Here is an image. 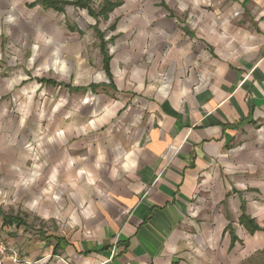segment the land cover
Wrapping results in <instances>:
<instances>
[{
  "label": "crops",
  "instance_id": "0c3cea01",
  "mask_svg": "<svg viewBox=\"0 0 264 264\" xmlns=\"http://www.w3.org/2000/svg\"><path fill=\"white\" fill-rule=\"evenodd\" d=\"M217 1L208 0L206 10L202 2L193 9L192 0H183L188 8L182 13L177 0L128 1L144 4L139 10L134 6L132 19L145 14L148 20H132L128 31L119 30L107 42L108 74L97 41L98 73L79 77L76 86L55 81L66 92L103 96L105 105L84 102L81 111L89 117L76 129H58L64 132L62 142L22 131L26 139H35L33 154L23 137L16 144L0 138V200L11 193L7 197L28 213L19 214L25 220L21 225H4L0 217V242L19 259L31 264H242L264 248V232L251 235L239 221L245 214L264 228V29L255 19V0H222L220 6ZM22 2L0 0V44L20 42L33 30L22 18L25 8H43ZM121 2L110 14L124 8ZM10 15L16 18L12 23ZM225 19L230 27L221 40L219 25ZM117 22L111 25L115 30ZM244 33L256 39L243 40ZM145 44L147 52L141 50ZM253 46L255 52L245 53ZM4 56L0 53V61ZM98 74L104 79H93ZM160 81L170 85L167 96L156 90ZM51 82L42 85L52 88ZM6 93L0 87V96ZM5 120L2 116L0 131L9 128ZM69 133L72 140L83 135L93 140L78 138V151L67 155L62 149ZM69 159L75 161L71 168ZM34 163L42 165L40 178L28 188L14 186ZM54 169L56 182L49 192ZM81 169L85 174L77 178ZM89 174L94 183H88ZM37 199L47 219L26 207ZM81 204L91 205L94 215L84 218ZM73 213L77 224L71 222Z\"/></svg>",
  "mask_w": 264,
  "mask_h": 264
},
{
  "label": "rangeland",
  "instance_id": "374dc122",
  "mask_svg": "<svg viewBox=\"0 0 264 264\" xmlns=\"http://www.w3.org/2000/svg\"><path fill=\"white\" fill-rule=\"evenodd\" d=\"M34 1L35 0H23L22 5L26 6L33 4ZM103 1L104 0H93V8L97 9ZM123 1L124 8L116 10L114 13L110 14V16L108 15L109 20L107 22L104 20H96L90 17L86 10L75 8L73 6H66L63 12L59 14L51 10H41L38 7H35L32 10L25 8L24 12L26 14L22 16V18L27 22H31L33 27L31 33L20 40V42L15 39L7 41L3 39L0 44V53L5 55L0 61V87L7 92L5 95L0 96V118L2 119V116H4L6 124L9 127L0 131V138H2L6 143L12 142L16 144L21 141L20 137H23L25 139V148H28L27 145H31L34 149V152L32 150L33 154L35 153L36 148L35 139L31 137L26 139V136L25 134L23 135L22 131H25L28 134H35L37 139L44 138L46 135L51 137L54 136L58 132V129H61L62 127H69L72 130L81 126L83 120L89 117L87 110H84V112L81 111V107L86 99L88 100V103H85L86 105H105L108 99L103 96L96 95L94 98L92 96H85V92L81 91L66 92L63 88L56 86L61 85V83L59 84L56 82H64L70 86H76L79 84L77 82V76L82 79L83 77H86L87 74L93 76L94 72H99L100 55L97 50V41L100 47V38L96 32L99 31L100 34L103 35L102 38L104 42L111 43L112 41L110 39L113 38L114 35H117L119 30L124 29L130 22H132L133 19L131 15L134 12V6H138L137 10H139V5H144L142 3H138L136 5L133 3L128 4V1L131 0ZM207 2L208 0H204V2H202L203 9H210ZM221 2L222 0H218L215 3L220 6ZM125 5H127V9H125ZM20 8L22 11L24 10V7ZM145 9H147V7ZM117 19L118 22L116 30H110V26ZM91 20H95V24H92L90 22ZM65 22H68L69 26L73 28L71 31L66 29V24H64ZM26 26L27 25L24 27ZM37 29H39L42 33L54 36L57 46L63 44L65 45L66 50L70 52H79L82 58L86 56L87 58L85 59L84 64L80 65L76 72L70 71L64 78H61L59 75L52 72L51 69L49 70V73L35 75V68L40 67L42 63L48 60L51 55V51L53 50V47L50 46L48 50L43 51L41 55L37 56L33 61L31 69L26 66L27 60L32 56L31 48ZM63 54L64 52L62 51L61 55L63 56ZM14 56L17 57V59H13ZM20 76H26L27 79L20 80L17 85L9 90L7 88V83ZM48 79L54 81H47ZM48 82H51L54 86L51 88L42 85V83ZM36 85H39V88H37L36 92L33 94L31 89ZM41 92L44 93L43 96L40 95ZM28 96L32 97L30 104ZM62 99L66 100L67 103H65L58 110L54 111L56 104ZM25 105H28V115L26 117L24 113ZM41 111L44 112L43 119L40 117ZM1 119L0 129L2 127ZM36 124H39V126H36ZM70 136L71 134L65 139L66 141L64 140V147L62 149L67 155H71L78 151V138H84L86 141L88 138L93 140V137L89 135L76 137L73 140ZM90 142L87 141L88 144H90ZM10 194L11 193H7L3 195L2 200L4 198L5 203L0 200V212L3 215L5 214L6 218L16 216L14 219L23 223L25 220L24 218H22V220V216L19 214L26 213L21 210L24 206L21 202H18V200L15 201V203H10L11 201H14L12 197H7ZM15 223L16 222H13L12 226H14ZM262 251H264V248L252 254L245 261L251 258V264H264V255H259ZM246 264H248V262Z\"/></svg>",
  "mask_w": 264,
  "mask_h": 264
},
{
  "label": "clouds",
  "instance_id": "9594fccd",
  "mask_svg": "<svg viewBox=\"0 0 264 264\" xmlns=\"http://www.w3.org/2000/svg\"><path fill=\"white\" fill-rule=\"evenodd\" d=\"M200 2H204V0H192L193 9L197 8ZM177 7H178V10L182 13L188 8V4L184 3L183 0H177ZM234 7L239 8L240 5L236 4V5H234ZM253 12L258 13L255 15V19L257 21H260L259 26L261 29H264V21H261V17H264V0H255V7L253 8ZM237 15H239V13H237ZM15 19H16L15 17L10 15L7 17V22L12 23L15 21ZM133 20L137 21V22H145L146 23L148 20V17L145 14H138L137 16L133 17ZM90 22L92 24H95V20H91ZM219 26L224 29V35H222L220 37V39L223 40L228 36V30L230 27L229 21L227 19H225L223 21V23H221ZM128 27H131V24H129ZM212 27L214 29L215 25H213ZM121 30L122 31H128V28H124ZM141 35L145 37V33H141ZM231 39L235 40L236 37L233 36ZM255 39H256V37L254 35H249L248 33H244L243 40L253 41ZM230 45H231V41H229L228 46H230ZM50 46L53 47V50L51 51V55H50L49 59L46 60L44 63H42L40 65V67L35 68V70H34L35 75H43V74L49 73V70L51 69L52 72L59 75L61 78H64L65 76H67V74L70 71L76 72L78 70L79 66L84 64L85 59L87 58L86 56L82 58L79 52H70V51L66 50L65 45H63V44H60L57 46V42H56L54 36L42 33L39 29H37V33H36V36L34 38L32 48H31L32 56L27 60L26 66L31 69L33 61L36 59V57L41 55L43 53V51L48 50ZM242 46H243V44H242ZM256 47L257 46L245 47V49H244L245 53L255 52ZM141 50L144 52H147L149 50V46L147 44H145V45H143ZM62 51L64 52L63 56L61 55ZM13 59H17V57L14 56ZM129 59H131V58H129ZM262 63H264V61H262ZM120 75L122 78L124 73H121ZM132 75H133V77H136L137 73L133 72ZM22 79H27V77L26 76H20V77H17L15 79H12L11 81H9L7 83V88L9 90H11ZM93 79L99 81V80L104 79V77L102 75L98 74V75L94 76ZM77 82H79V76H77ZM159 83L161 84V86L158 87L156 90L160 94L167 96V92L165 90L168 89L170 87V85L163 83V81H160ZM142 86H143L142 83L137 84L138 88L142 87ZM37 88H39V85H36L35 87H33L31 89V92L34 94L36 92ZM180 94L185 95L186 92H181ZM40 95L43 96L44 93L41 92ZM31 99H32V97L28 96L29 104L31 103ZM84 102L88 103V100L86 99ZM65 103H67V101L62 99L59 103L56 104L54 111L61 108ZM27 108H28V105H25L24 106L25 117L28 115ZM40 117H41V119H43V117H44L43 111L40 112ZM22 123H23V121H22ZM84 130L85 129H83V128L80 129V131H84ZM63 138H64V132H57L54 136L49 137L47 142L48 143H52L54 141H61L62 142ZM27 147L30 150H32L31 145H27ZM35 159H39V157L36 156ZM101 159H102V157H101ZM73 163H75V161L69 159L68 167L71 168ZM128 166L129 165H125V167H128ZM41 167H42V165L34 163L33 164L34 170L30 172V174L27 176V178H25L24 176H21L16 187H19L22 185L23 187L28 188L30 185L34 184L35 181L40 178L41 173H40L39 169ZM96 167H100V164L97 163ZM82 174H85L84 169H81L80 172L77 173V178ZM56 177H57V172L54 169L52 172V175L49 178V182H50V187L48 189L49 192H51V190H52L51 185H54L56 182ZM88 183L89 184L94 183L90 174H89ZM70 185L72 188L77 187L75 182H70ZM53 198L56 200H59V196H55ZM10 203H15V201H11ZM39 203H40V201H39V199H37V200H34L32 203L26 205V207L30 211L36 210L37 214H42L44 216V218L47 219L48 213H40L38 211L37 206L39 205ZM90 207H91V205H89V208ZM81 208L83 209L82 215L84 216V218L87 219L89 216L94 215L93 212L89 211V208H84L83 204H81ZM71 222L73 224L79 223V220L76 218L74 213L72 214ZM0 251H2V247H0ZM45 260H47V257H45ZM28 264H31V262L29 261ZM40 264H44V261H41Z\"/></svg>",
  "mask_w": 264,
  "mask_h": 264
},
{
  "label": "trees",
  "instance_id": "16d2710c",
  "mask_svg": "<svg viewBox=\"0 0 264 264\" xmlns=\"http://www.w3.org/2000/svg\"><path fill=\"white\" fill-rule=\"evenodd\" d=\"M122 4L121 0H104L97 9L93 8L92 0H36L32 6L40 5L44 10H51L56 13H62L66 6H73L75 8L84 9L87 11L88 15L96 20L108 19V15L116 8L120 7ZM110 30H113V27L110 26ZM98 31V30H97ZM99 35L100 40V52L102 55L103 69L108 74L109 70V61L106 45L107 43L103 41V35L100 32H96ZM112 40V38L110 39ZM0 217L3 218L4 225H11L13 222L15 224L21 225L18 220L12 218H6L1 212ZM240 224L246 229L249 234H254L256 232H264V228H259L252 219H250L245 214H242L239 218ZM232 234V229L228 228ZM232 242L230 247H232L235 237H232ZM259 255H264V251L260 252ZM251 258L242 264H251Z\"/></svg>",
  "mask_w": 264,
  "mask_h": 264
},
{
  "label": "built area",
  "instance_id": "2783aa9c",
  "mask_svg": "<svg viewBox=\"0 0 264 264\" xmlns=\"http://www.w3.org/2000/svg\"><path fill=\"white\" fill-rule=\"evenodd\" d=\"M0 247H2V251H0V264H7V260H10L12 264H28V262L19 259L16 251L2 242H0Z\"/></svg>",
  "mask_w": 264,
  "mask_h": 264
}]
</instances>
